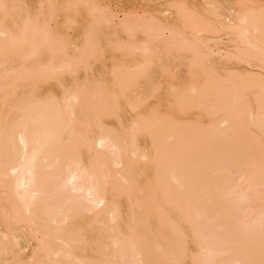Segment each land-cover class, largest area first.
<instances>
[{"label":"bare ground","instance_id":"bare-ground-1","mask_svg":"<svg viewBox=\"0 0 264 264\" xmlns=\"http://www.w3.org/2000/svg\"><path fill=\"white\" fill-rule=\"evenodd\" d=\"M105 1L0 0V264H264V0Z\"/></svg>","mask_w":264,"mask_h":264},{"label":"rangeland","instance_id":"rangeland-1","mask_svg":"<svg viewBox=\"0 0 264 264\" xmlns=\"http://www.w3.org/2000/svg\"><path fill=\"white\" fill-rule=\"evenodd\" d=\"M26 3H28V0H24ZM36 0H29V3H31L30 5H29V3L27 4V6L29 7V8H31V9H33V8H35V4H36V2H35ZM103 1V0H102ZM108 1H110L111 2V4H112V6L110 5V7H111V9L112 10H115V11H120L119 9L121 8V10H130V9H132L133 7V9H135V8H140V5H142L141 7H143V4H142V1L141 0H117V2L115 3V2H113V0H106L104 3H105V5L108 7L109 6V4L110 3H108ZM115 1V0H114ZM144 1H147V4H149V2H148V0H144ZM217 1H219L221 4L223 3V5L224 6H227V7H231V6H233V4L232 3H230V4H226L227 3V1H226V3L224 2V0H217ZM35 2V3H34ZM113 2V3H112ZM119 2H120V4H122V5H120L119 4ZM195 2H197V3H195ZM194 2V4L195 5H192L191 3H190V5H189V7L192 5V6H194L193 8L194 9H200V8H202L203 6H204V4H203V2H202V0H198V1H195ZM103 3V2H102ZM103 3V4H104ZM107 3H108V5H107ZM135 3H136V6H134L135 5ZM140 3V4H139ZM143 3H145V2H143ZM127 4H128V6H127ZM147 4H145L146 6H147ZM202 4V5H201ZM32 5V6H31ZM34 5V6H33ZM104 5V6H105ZM132 6V7H131ZM145 6V7H146ZM198 8H197V7ZM202 6V7H201ZM116 9H115V8ZM126 7V8H125ZM196 7V8H195ZM114 8V9H113ZM192 8V9H193ZM190 9V8H189ZM191 10V9H190ZM82 16V15H81ZM81 16H79V24L81 23L82 24V22L84 23V19L83 18H85V16L83 17H81ZM81 17V18H80ZM62 20V18H60V21ZM81 21V22H80ZM83 25V24H82ZM58 26V23H54V24H52V28L53 29H55L56 27ZM77 28V27H76ZM74 31V33L76 34V35H74L73 33H72V31ZM78 30V31H77ZM77 30H75V28H71L70 29V34H69V32L67 31V34L69 35V37H71V38H74V39H76L77 38V36H79L80 35V33H81V28H77ZM74 35V36H76V38L74 37V36H72V35ZM78 34V35H77ZM219 35V34H218ZM217 35V37H216V35L215 36H213V38H212V40L210 39V41L212 42L213 41V43H211L210 41H208L209 40V38H207V42H209L210 44H213V45H215L216 46V44L215 43H217V41H216V39L217 40H219L220 39V42L218 41V43H217V45H219V46H216V47H218L217 49L214 47V46H212L216 51H220L221 52V50L223 49V52H224V50H228V49H226V48H228V46L227 45H229L228 43H226V41H227V38H225V36L222 34H220L219 36ZM216 37V38H215ZM219 37V38H218ZM222 38H223V40H222ZM225 39H226V41H225ZM214 40H215V42H214ZM225 42V43H224ZM223 43H224V47H225V49L223 48V47H221V46H223ZM227 46V47H226ZM220 47V48H219ZM218 49H220V50H218ZM104 50H105V48H104ZM222 52V53H223ZM104 53L105 54H103L104 56V58H103V64H101V65H103L105 68H106V66H107V69L105 70V68H103V66H101L100 67V64H99V67H98V63H96L95 62V64H94V62H92V65H93V75H92V73L90 72V78L91 79H94V80H100V81H104L103 79L105 78V75H106V72L105 71H108V69L110 68V66H111V61H112V57H111V55H110V53H108L106 50L104 51ZM117 56V58L119 59V55H116ZM111 57V58H110ZM111 59V60H110ZM178 62H177V61ZM176 60H174V62L175 63H171L170 64V66H169V64H167V66H169L168 67V69L170 68V74L171 73H173V71H175L174 72V75L176 76V80L174 81V82H176V83H183L184 85H187V84H189V82H192V80L194 79V78H192V76H191V70H190V67H189V71H188V66H189V64L187 63V62H185V63H183V62H181L180 60H178V59H176ZM180 62V63H179ZM177 63H179V64H177ZM183 63V64H182ZM105 64H106V66H105ZM174 64H175V66H174ZM181 64V65H180ZM216 65V63H213V65ZM218 64V63H217ZM211 65V64H210ZM98 68H97V67ZM176 66H177V68H176ZM178 66H179V68H178ZM219 66V65H218ZM218 66L216 65V69H218ZM211 66H209V68H210ZM213 67V66H212ZM211 67V68H212ZM213 67V68H214ZM97 68V69H96ZM100 68H101V70L102 69H104V70H102V73H101V71H100ZM186 68V69H185ZM219 69H220V66H219ZM153 71H154V75L156 74V76H154L155 77V81L153 80V82H155V83H157V82H161V81H163V80H161V75L159 74V72H158V70H157V68L156 69H152ZM204 70V71H203ZM153 71H151V72H153ZM201 71V72H200ZM207 71V69H200L199 70V81L200 82H202L208 75H209V73L208 72H211V71H209L208 70V72H206ZM216 71H218V70H216ZM215 71V72H216ZM219 72V71H218ZM202 73V74H201ZM204 73H208V75H204ZM217 73V72H216ZM221 73V72H220ZM224 72H222L221 73V75H219L220 77H222V74H223ZM82 75H83V73H81ZM188 74V75H187ZM218 74V73H217ZM216 74V79H218L219 78V76ZM92 75V76H91ZM151 75L153 76V73H151ZM202 75H204V77L202 76ZM84 77H85V74L83 75ZM152 76H151V78H152ZM201 76H202V78H201ZM154 79V78H153ZM220 79V78H219ZM166 81V80H165ZM164 81V82H165ZM168 82V80L166 81V83ZM166 83H163L162 82V84L160 85V94H158V96L160 95V98H161V96H162V101H161V99H159V100H151L150 102H149V105L150 106H153V108H156V105L158 106L157 107V110L161 113V114H167V109H168V112H170L169 111V108L167 107V105H166V102L163 100V99H165V98H167V97H169L170 96V94L171 93H169V88H168V86H169V84L171 83V81L169 80V82L166 84ZM186 83V84H185ZM58 91V90H57ZM169 95V96H168ZM171 98L172 97H170V100H171ZM172 100H173V98H172ZM159 101V102H158ZM161 103V104H160ZM160 105V106H159ZM150 106H148V107H150ZM164 109V110H163ZM193 112V111H192ZM195 112V113H194ZM192 114L194 115V114H196L197 115V112L196 111H194ZM190 115L191 116V118L189 119H187L188 120V122L189 121H194V120H196V123H197V125L198 124H201V121H202V124L204 123V122H206L207 120H209L208 118H205L204 120H202L201 118H199L198 116L196 117L197 119H200V121H197V119L194 117V116H196V115ZM128 115H129V113L128 112H125L124 111V117L126 116V118H128ZM130 116V115H129ZM194 117V118H193ZM186 119V118H185ZM207 119V120H206ZM187 120H186V122H187ZM110 121H112V120H110ZM183 122H185V121H183ZM200 122V123H199ZM112 123H114L113 121H112ZM191 123H193V122H191ZM195 122L193 123V124H196ZM208 123H211V122H209L208 121ZM207 122L206 123H204V125L203 126H206L205 124H207V125H210V124H208ZM111 124V123H110ZM113 126V125H112ZM239 156V155H238ZM239 157H241V156H239ZM230 171V170H229ZM233 173V172H232ZM122 206H123V204H122ZM124 208V209H123ZM127 208V206L126 205H124L123 207H122V209L121 210H127L126 209ZM123 212V211H122ZM127 212V211H126ZM125 212V213H126ZM245 212V211H244ZM216 214H219V213H216ZM216 214H214V216L216 215ZM123 215H124V212H123ZM241 215V214H240ZM127 216V215H126ZM125 216V217H126ZM218 217H219V215H217ZM216 216V217H217ZM124 217V216H123ZM241 217V216H240ZM239 216L237 217L238 219L240 218ZM126 219V218H125ZM125 219H122V221H123V223H122V225L124 226V221H125ZM212 219H213V216H212ZM243 219V218H242ZM241 219V220H242ZM220 223V222H219ZM218 223V224H219ZM220 226V224L218 225V228H220L221 229V226ZM217 228V227H216ZM187 262V261H186ZM185 263V262H184ZM188 264V263H187Z\"/></svg>","mask_w":264,"mask_h":264}]
</instances>
